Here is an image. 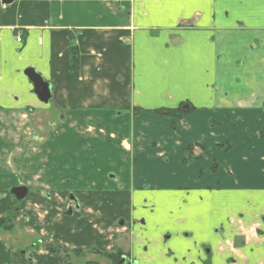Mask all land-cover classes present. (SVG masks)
<instances>
[{"label": "crops", "instance_id": "crops-1", "mask_svg": "<svg viewBox=\"0 0 264 264\" xmlns=\"http://www.w3.org/2000/svg\"><path fill=\"white\" fill-rule=\"evenodd\" d=\"M181 104L180 120L155 112ZM18 184L31 192L14 230L58 251L264 264V0H0L1 216Z\"/></svg>", "mask_w": 264, "mask_h": 264}, {"label": "flooded vegetation", "instance_id": "flooded-vegetation-1", "mask_svg": "<svg viewBox=\"0 0 264 264\" xmlns=\"http://www.w3.org/2000/svg\"><path fill=\"white\" fill-rule=\"evenodd\" d=\"M187 161H190V160H187ZM21 186H24V184H18L15 187H21ZM15 187H13V188H15ZM24 187H26V186H24ZM13 188H11V191ZM27 189H28L27 196L22 200H17V198L11 193V191H10V195L12 198H10V195L8 193V196L11 199L12 204L7 209L5 214H3L2 216L0 215V222L2 220H5L7 217H10V220H9L10 226H12L13 228L10 231H6V232H12L14 230V223L12 222V217L15 214L20 213V211L22 210V216L24 218L27 216V211H26V209L24 210V207L22 206L24 204V202L30 198L31 190L28 187H27ZM79 208H80V206L77 202V199L72 195V196H70L69 201L66 204L63 213L65 214V216H72L76 211L79 210ZM27 209L31 213V215H34V216H38V211H41V208H39V206L35 205V204H32ZM0 231H3L2 227H0ZM40 249H43L47 253L51 254V256L53 258L58 257V255L61 254L62 252L67 253L68 256L66 257L65 263H67L70 260V258H72V255L74 254L76 259L82 258L84 261L83 262L84 264H98V262L95 260V256L99 257V258H103L106 261L113 264L112 260L107 255L120 253V258H119V261L117 264H129V260L127 259V257L125 256V254L122 252L121 249H117V251H115V252L111 251V252L101 253V252H99L93 248L88 249L86 251H83L81 249L76 248V249H73L71 252H67L66 250H59V251H61V253H60L57 248L53 247V245L47 243L43 239H39L36 242H33L30 246H27L26 248L17 250V252L19 253V256H23V257L26 256V263H24V264H33V263H36L35 259L33 258V255H34V253L39 252ZM9 250H10L9 251L10 255H8V261L5 262L4 264H13L15 261V258L12 256L15 252V249L9 248Z\"/></svg>", "mask_w": 264, "mask_h": 264}, {"label": "rangeland", "instance_id": "rangeland-1", "mask_svg": "<svg viewBox=\"0 0 264 264\" xmlns=\"http://www.w3.org/2000/svg\"><path fill=\"white\" fill-rule=\"evenodd\" d=\"M226 5L230 6L231 3L227 2ZM7 191H8L7 193H9V195H10L11 188H8ZM10 198H12L11 195H10ZM1 233H3L4 238L9 239V240H5V241L7 242V246L10 247V249H15V247H16V249L26 248L27 246H30L33 242L37 241L36 237L26 235L24 230H22V229L18 230V228L12 232L1 231ZM15 240H16V242H15ZM20 241L23 242L22 247H19L22 245ZM167 244H168V248L172 250V253H173L172 257L173 258H175V256H177V255H184L183 250L185 247L182 246L181 244H175V243L170 244V242H167ZM208 249H209L208 247H206L204 249L205 250V258L203 256L201 257L200 255H198L197 260L194 261L193 264H214V256L213 255H207ZM188 250L189 251H195L196 253L200 252V248L197 244H195V242L191 248H188ZM67 256H68L67 253L62 252L61 254L58 255V257H54V258H56L55 261L51 260L50 264H69L70 261H72V264H84L83 259L82 258L76 259L74 254L72 255L73 259L69 260L67 263H65ZM98 260L100 261L101 259L98 257ZM106 264H110V263L108 262Z\"/></svg>", "mask_w": 264, "mask_h": 264}, {"label": "water", "instance_id": "water-1", "mask_svg": "<svg viewBox=\"0 0 264 264\" xmlns=\"http://www.w3.org/2000/svg\"><path fill=\"white\" fill-rule=\"evenodd\" d=\"M3 4H11L14 0H2ZM24 74L28 77L30 82L33 84L34 93L39 98V100L45 104H48L51 99L50 86L43 78L37 74L33 69H27ZM11 193L17 198V200H22L27 196V187H15L12 189Z\"/></svg>", "mask_w": 264, "mask_h": 264}, {"label": "trees", "instance_id": "trees-1", "mask_svg": "<svg viewBox=\"0 0 264 264\" xmlns=\"http://www.w3.org/2000/svg\"><path fill=\"white\" fill-rule=\"evenodd\" d=\"M72 51H75L74 49H72ZM79 64V57L76 54L72 55V59H71V68L74 69L75 67L77 68ZM189 108L188 110L186 108ZM193 111V107L192 106H188V104H181L178 108L175 109H159L156 110L155 112L160 115L161 117H165V118H169L172 120H180L185 118L189 113H191ZM173 128H175V124H172ZM189 147H187L186 149L188 150ZM187 162V161H185ZM10 217H7L5 220H2L0 222V227H2L3 231H10L13 227L10 226ZM109 256V258L112 260L113 264H117L120 258V253L119 254H110L107 255Z\"/></svg>", "mask_w": 264, "mask_h": 264}, {"label": "built area", "instance_id": "built-area-1", "mask_svg": "<svg viewBox=\"0 0 264 264\" xmlns=\"http://www.w3.org/2000/svg\"><path fill=\"white\" fill-rule=\"evenodd\" d=\"M18 41L20 42V39H18Z\"/></svg>", "mask_w": 264, "mask_h": 264}]
</instances>
